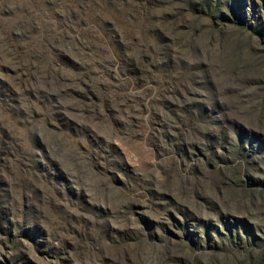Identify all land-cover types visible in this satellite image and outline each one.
Here are the masks:
<instances>
[{
	"label": "rangeland",
	"instance_id": "1",
	"mask_svg": "<svg viewBox=\"0 0 264 264\" xmlns=\"http://www.w3.org/2000/svg\"><path fill=\"white\" fill-rule=\"evenodd\" d=\"M0 264H264V0H0Z\"/></svg>",
	"mask_w": 264,
	"mask_h": 264
}]
</instances>
